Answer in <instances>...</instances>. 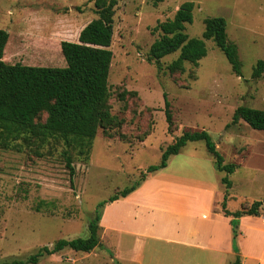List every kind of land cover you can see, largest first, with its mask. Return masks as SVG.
Segmentation results:
<instances>
[{"label":"rangeland","instance_id":"rangeland-1","mask_svg":"<svg viewBox=\"0 0 264 264\" xmlns=\"http://www.w3.org/2000/svg\"><path fill=\"white\" fill-rule=\"evenodd\" d=\"M185 1L194 4L192 22L185 28L190 38H200L205 18L226 20L227 40L236 45L241 76L232 72L211 41H205L206 55L198 64L185 63L182 73L171 75L165 69L177 52L162 58L160 69L147 61L158 37L153 27L171 19ZM95 18L93 0H0V29L8 33L2 60L65 67L60 42H77L81 29ZM113 19L107 85L110 112L122 124L97 130L87 160L72 152V182L61 144L17 141V146L0 149V261L25 259L59 239L87 237L96 205L135 184L184 132H207L224 163L237 166L227 176L229 209L264 199V131L240 119L232 123L238 107L264 110V69L252 77L256 62L264 60V0H117ZM163 95L172 115L171 131ZM167 162L166 175L214 183L224 192L220 179L225 173L215 169L202 141L187 143ZM261 215L264 218V203ZM250 226L251 242L244 248L253 257L246 264H256L261 256L264 264V224L253 219ZM37 264L119 263L101 245L89 253L65 248Z\"/></svg>","mask_w":264,"mask_h":264},{"label":"trees","instance_id":"trees-1","mask_svg":"<svg viewBox=\"0 0 264 264\" xmlns=\"http://www.w3.org/2000/svg\"><path fill=\"white\" fill-rule=\"evenodd\" d=\"M152 1L156 4L161 0ZM116 4L117 0H93L96 18L81 29L77 42H60V52L65 61V67L61 68L4 62L2 58L8 33L0 29V149L7 150L17 146V141L26 145L61 144L64 164L72 182V152L87 160L97 130L121 126V120L110 112L107 85L112 59L109 47L113 36ZM193 9L194 4L185 1L179 5L171 19L153 27L152 32L158 33V37L149 47L147 61L160 69L162 58L177 52V57L167 64L165 69L171 75L182 73L185 63L193 66L198 64L206 55L205 41H211L222 52L232 72L241 76V63L236 45L227 40L226 20L222 17L205 18L200 38H190L185 28L192 22ZM263 69L264 60H258L252 77L258 78ZM130 94L136 96L135 92ZM163 105L165 122L171 131L173 120L166 95H163ZM239 119L254 130L264 131V110L238 107L233 113L232 123ZM198 141L204 143L207 152L213 157L215 169L225 173L220 181L226 190L229 189L231 182L227 176L234 173L237 166L234 163H224L207 132H184L162 150L159 162L148 166L135 184L96 205L94 217L87 225V237L59 239L51 247L38 248L25 259L3 260L0 264H37L41 257L58 253L65 248L81 253L91 252L100 246L98 231L104 205L127 196L137 189L148 175L165 168L168 159L177 155L187 143ZM225 200L226 194L221 208L225 216L233 218L232 244L233 250L236 251V219L245 215L258 217L264 199L246 204L234 212L225 209ZM233 264H239L238 258Z\"/></svg>","mask_w":264,"mask_h":264},{"label":"crops","instance_id":"crops-1","mask_svg":"<svg viewBox=\"0 0 264 264\" xmlns=\"http://www.w3.org/2000/svg\"><path fill=\"white\" fill-rule=\"evenodd\" d=\"M168 164V162H167ZM166 168L150 174L125 197L105 204L99 221V243L121 264H246L253 219L237 221L236 251L231 216L223 214L232 197L229 189L201 181L183 182L166 175ZM235 172V171H234ZM251 235V236H250ZM95 249V248H94ZM93 249V250H94ZM256 264H263L262 256Z\"/></svg>","mask_w":264,"mask_h":264},{"label":"built area","instance_id":"built-area-1","mask_svg":"<svg viewBox=\"0 0 264 264\" xmlns=\"http://www.w3.org/2000/svg\"><path fill=\"white\" fill-rule=\"evenodd\" d=\"M262 221L264 222V219Z\"/></svg>","mask_w":264,"mask_h":264}]
</instances>
